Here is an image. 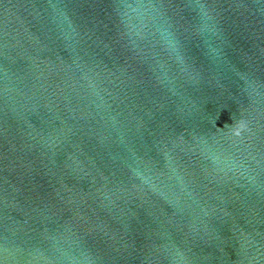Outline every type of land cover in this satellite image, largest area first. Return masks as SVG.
Segmentation results:
<instances>
[{
	"label": "water",
	"instance_id": "95a60500",
	"mask_svg": "<svg viewBox=\"0 0 264 264\" xmlns=\"http://www.w3.org/2000/svg\"><path fill=\"white\" fill-rule=\"evenodd\" d=\"M0 264H264V0H0Z\"/></svg>",
	"mask_w": 264,
	"mask_h": 264
}]
</instances>
